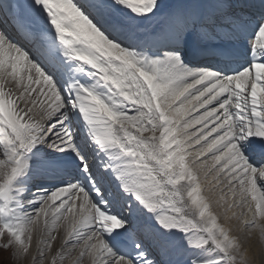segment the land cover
Here are the masks:
<instances>
[{
    "label": "snow or ice",
    "instance_id": "obj_1",
    "mask_svg": "<svg viewBox=\"0 0 264 264\" xmlns=\"http://www.w3.org/2000/svg\"><path fill=\"white\" fill-rule=\"evenodd\" d=\"M254 236L264 0H0V264H257Z\"/></svg>",
    "mask_w": 264,
    "mask_h": 264
},
{
    "label": "rangeland",
    "instance_id": "obj_2",
    "mask_svg": "<svg viewBox=\"0 0 264 264\" xmlns=\"http://www.w3.org/2000/svg\"><path fill=\"white\" fill-rule=\"evenodd\" d=\"M249 243L251 244V246H252V248H253V250L255 252L256 260H257V263L259 264L260 259L262 257H264V252H263L264 251V242L258 241V239L254 236L253 240L251 242H249ZM260 243L262 245H260ZM246 246H247V243H246ZM260 247L262 249H259ZM256 250L258 252H256ZM260 251H262V252H260ZM6 256H7V253H4L2 250H0V258L6 257Z\"/></svg>",
    "mask_w": 264,
    "mask_h": 264
},
{
    "label": "bare ground",
    "instance_id": "obj_3",
    "mask_svg": "<svg viewBox=\"0 0 264 264\" xmlns=\"http://www.w3.org/2000/svg\"><path fill=\"white\" fill-rule=\"evenodd\" d=\"M262 242V241H261ZM260 245H262L261 243H260ZM259 249H262L261 247L259 248ZM256 252H258L257 250H256ZM260 252H262V251H260ZM264 252V251H263ZM263 254V253H262ZM258 255V254H257ZM21 264H23V262L21 261L20 262ZM258 264V263H257Z\"/></svg>",
    "mask_w": 264,
    "mask_h": 264
}]
</instances>
